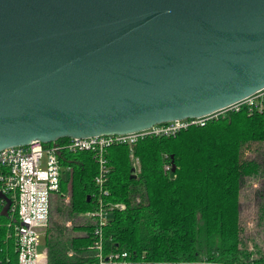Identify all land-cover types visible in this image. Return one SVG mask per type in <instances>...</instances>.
<instances>
[{
    "label": "water",
    "instance_id": "obj_1",
    "mask_svg": "<svg viewBox=\"0 0 264 264\" xmlns=\"http://www.w3.org/2000/svg\"><path fill=\"white\" fill-rule=\"evenodd\" d=\"M262 89L264 0H0V151L201 118Z\"/></svg>",
    "mask_w": 264,
    "mask_h": 264
},
{
    "label": "trees",
    "instance_id": "obj_2",
    "mask_svg": "<svg viewBox=\"0 0 264 264\" xmlns=\"http://www.w3.org/2000/svg\"><path fill=\"white\" fill-rule=\"evenodd\" d=\"M253 147L260 161L244 158ZM62 159L72 170L53 200L46 264H95L97 224L78 218L98 201L100 165L89 151ZM106 160L103 198L123 209L114 208L102 229L105 258L126 252L127 264H264V236L263 245L246 239L240 212L243 182L264 178V110L245 106L175 136L112 145ZM0 222V264H18L15 240ZM258 226L264 235V196Z\"/></svg>",
    "mask_w": 264,
    "mask_h": 264
},
{
    "label": "built area",
    "instance_id": "obj_3",
    "mask_svg": "<svg viewBox=\"0 0 264 264\" xmlns=\"http://www.w3.org/2000/svg\"><path fill=\"white\" fill-rule=\"evenodd\" d=\"M252 111L264 110V89L237 102L228 108L209 116L190 118L181 121L156 125L136 133L84 139H68L44 144L34 141L27 146H16L0 151V216L6 220L9 236H13L18 253V264H46L47 249L44 237L49 227L53 200L61 192V182L71 168L62 165L65 154L89 151L93 152L100 165V174L96 178L99 186L98 201L94 210L84 214L97 224L95 235L99 241L95 246L98 261L95 264H127V253H115L105 258L102 254V229L111 223L110 213L114 208L123 209L120 204L107 203L108 196L107 149L116 144L132 146L140 138L149 135L175 136L181 130L193 125H205L210 119L218 118L227 111H240L243 107ZM170 167L167 166L166 170ZM3 224L0 222V227ZM46 229L45 232L39 231ZM43 251H40V247Z\"/></svg>",
    "mask_w": 264,
    "mask_h": 264
},
{
    "label": "rangeland",
    "instance_id": "obj_4",
    "mask_svg": "<svg viewBox=\"0 0 264 264\" xmlns=\"http://www.w3.org/2000/svg\"><path fill=\"white\" fill-rule=\"evenodd\" d=\"M261 153L253 147L251 150L246 151L244 158L246 159H262ZM264 196V178L261 176L246 179L243 182L241 190V220L244 227V237L259 242L263 245V231L258 226V207ZM86 218L81 216L78 221H84ZM43 251V247H40Z\"/></svg>",
    "mask_w": 264,
    "mask_h": 264
}]
</instances>
